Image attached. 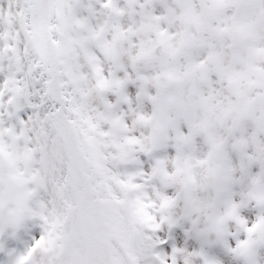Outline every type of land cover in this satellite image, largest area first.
<instances>
[{
	"label": "snow or ice",
	"instance_id": "6c2138e0",
	"mask_svg": "<svg viewBox=\"0 0 264 264\" xmlns=\"http://www.w3.org/2000/svg\"><path fill=\"white\" fill-rule=\"evenodd\" d=\"M0 264H264V0H0Z\"/></svg>",
	"mask_w": 264,
	"mask_h": 264
}]
</instances>
